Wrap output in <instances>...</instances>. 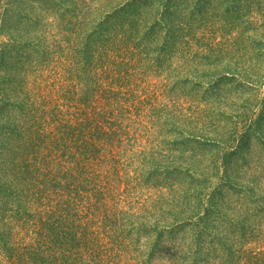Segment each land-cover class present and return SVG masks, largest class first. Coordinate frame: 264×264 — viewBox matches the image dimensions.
<instances>
[{
  "label": "trees",
  "instance_id": "16d2710c",
  "mask_svg": "<svg viewBox=\"0 0 264 264\" xmlns=\"http://www.w3.org/2000/svg\"><path fill=\"white\" fill-rule=\"evenodd\" d=\"M214 2L192 11L198 20L184 38L197 23L218 18ZM153 6L154 0H0V264H144L134 258L137 245L158 235L151 252L166 250V231H184V264H264V164L241 150L253 133L264 139L263 115L256 117L264 96L259 68L211 74L212 90L231 82L240 100L201 103L202 121L193 124V115L170 99L169 113L159 111L164 123H155L162 140L127 161L119 152L135 142L134 135L123 138L122 116L138 106L120 99L110 109L108 86L132 85V43L153 37L145 19ZM252 61L258 66L264 57ZM125 66L130 78H115ZM46 69L57 74L47 89ZM239 91L250 92L249 99ZM53 93L56 101L48 97ZM184 127L187 142L199 146L185 183L184 152L167 149L170 140L184 145ZM171 131L176 137L168 139ZM147 171L153 185L143 180ZM141 182L158 191L155 200H135Z\"/></svg>",
  "mask_w": 264,
  "mask_h": 264
},
{
  "label": "rangeland",
  "instance_id": "374dc122",
  "mask_svg": "<svg viewBox=\"0 0 264 264\" xmlns=\"http://www.w3.org/2000/svg\"><path fill=\"white\" fill-rule=\"evenodd\" d=\"M208 2L209 0H154L153 8L145 10V19L154 34L153 37L151 34L141 35L140 40L137 39L132 43L134 52H136L129 65L130 68L135 69V74L131 79L132 85L123 89L120 86H108L113 99L110 102L112 104L110 109L119 106L117 101L120 99L124 100V103L129 100L132 108L133 102L138 106L133 108L129 114L122 116L124 127L128 129L123 138L126 139V136L132 138L133 135L136 138L135 142L130 143L131 146L126 141L127 145L119 149L123 161L129 160L146 146L152 148L156 139H159L158 142L162 140L164 132L159 135L155 123L157 124V121L158 125L164 123L165 116L159 111L167 108L169 113L172 107L170 99L181 102L184 107L181 112L184 116L193 115L194 118L191 120L193 124L202 121L200 118L203 114L197 108L201 103L211 106L219 102L234 104L233 102L240 100L236 95L237 89L231 82L226 81L212 90L210 85L214 77L211 74L247 71L250 68H257L258 71L259 68L257 74L264 77V62L259 63L258 66L250 65L252 56L264 57V0H215L218 18L211 17L201 22V26L197 23L191 31V36L184 38V32L187 31L189 25L193 24L195 19L198 20L197 16H193L192 11L198 15L203 7H207ZM201 40L205 42L202 43ZM190 41H195L191 49L184 47V42ZM214 43L218 46L214 49L206 48L210 50L208 54L195 53L198 47L205 48L204 46H212ZM110 46L112 47L113 44H109L108 47ZM128 70L130 71L125 66L123 71H118L114 77H121L124 73L130 78L126 73ZM44 73L46 81L43 86L47 89V86L49 88L54 84L57 74L54 69H46ZM129 89L133 91H130L129 98H126L124 95ZM115 92H117L116 95H114ZM249 93H242L245 96L243 98L249 99ZM54 94L48 97L56 101L57 95ZM261 99L263 105L257 106L259 112L256 113V117L263 115L264 118V96H261ZM237 108L243 112L241 105ZM139 109L144 112L143 116H140ZM107 121L105 117L104 127ZM198 128H201L200 125ZM185 130L184 127V145L174 146L175 143L171 140L167 142L168 150L184 152V183L187 176L186 169L199 162L195 156L199 146L187 142L188 136ZM197 132L194 131L195 134H199ZM175 137L173 131L167 135L168 139ZM241 150L247 154V158L250 156L254 158L253 163L263 161L260 164H264V139L256 133L251 135ZM140 174V170L132 173L133 176H140ZM149 178L147 171L143 180L153 185ZM149 189L143 182L138 183L136 190L138 195L135 196L139 199L135 200L141 204H145V200H155L158 191L152 189V193H149ZM151 194L155 195L150 197ZM173 235L166 231L162 241L170 247L163 251L156 249L157 251L153 253L151 252L152 243L158 241V235L142 238L137 245L139 253L136 252L134 258L142 260L144 264H184V258L179 253L184 252V231H177L175 236Z\"/></svg>",
  "mask_w": 264,
  "mask_h": 264
}]
</instances>
